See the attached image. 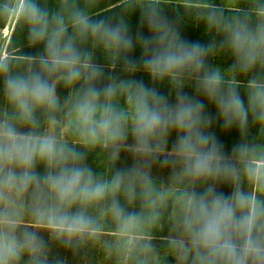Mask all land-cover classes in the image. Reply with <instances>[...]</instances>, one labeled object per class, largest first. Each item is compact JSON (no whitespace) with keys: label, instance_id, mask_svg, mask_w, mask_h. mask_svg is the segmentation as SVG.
<instances>
[{"label":"clouds","instance_id":"9594fccd","mask_svg":"<svg viewBox=\"0 0 264 264\" xmlns=\"http://www.w3.org/2000/svg\"><path fill=\"white\" fill-rule=\"evenodd\" d=\"M95 2L0 0V21L41 49L13 39L0 51V264H63L54 246L116 264H264V142L246 141L250 122L264 138V0H129L147 36L130 33L128 14H94ZM167 6L213 38L183 39ZM221 53L227 70L209 63ZM205 100L241 135L230 154ZM122 152L130 167L116 166Z\"/></svg>","mask_w":264,"mask_h":264},{"label":"trees","instance_id":"16d2710c","mask_svg":"<svg viewBox=\"0 0 264 264\" xmlns=\"http://www.w3.org/2000/svg\"><path fill=\"white\" fill-rule=\"evenodd\" d=\"M81 2H85V0H81ZM129 2V0H96L94 4L90 7V11L93 12L96 15H102V16H112L117 17L119 14H128V23L130 28V33L135 36L138 32L142 33L143 35L147 36L148 31L147 28L142 26L140 24V13L139 11L131 12V9L126 8L125 5ZM215 3L219 4L221 3V0H214ZM130 13V14H129ZM164 15L167 17V19L175 23L179 26V30L181 33V36L183 39L190 41V42H199L201 44H207L209 43L210 39L213 37L206 36L204 33V27L202 23H198L194 19L186 16L183 12V9L173 7V6H167L164 9ZM8 31V33H7ZM17 32V24L15 21H12L10 23H4L3 21H0V51L3 52V48L6 47V50L3 52V54L8 55V47L9 43L15 39L18 44H20L22 51L25 54H35L41 49L39 48H29L26 41L23 40V38L17 34V36H13V33ZM217 42L219 41V38H215ZM21 48H17L16 51H20ZM141 55V51L139 48H136L131 53V57L133 59H139ZM96 62L97 63H104L102 54L97 51L96 54ZM209 63L213 66H219L223 70H227L231 63L232 59L231 57L226 53H221L214 59L210 60ZM107 71L105 75L107 76ZM116 75H120V70L117 68L116 72L114 73ZM137 80H143L146 85L151 86V82L149 78L142 72L138 71L134 77ZM240 79H246L244 77H240ZM158 90L160 93H162L165 96H169V88L166 84L160 85L158 87ZM184 91L192 96L194 95V91L192 87H187L184 89ZM58 95H60L61 99L64 98L66 95L65 90L60 87L57 89ZM200 99H204L202 96L199 97ZM174 102V96L170 97V103ZM205 112L207 115H209L212 120V126L210 128V131L213 132L219 142L223 145L225 154H230L233 147L241 142V135L237 128L233 127L232 129L225 130L221 122L216 117V109L213 105L209 104L205 100ZM175 140V134L170 136L168 148L169 150L172 147V144ZM246 141L248 143H260L264 142V138L260 136V133L258 131V127L254 126L249 123L248 127V134L246 136ZM87 163L89 166L93 167L96 170H100L99 161L94 155H90L88 157ZM132 163L131 157L128 153L122 152L120 160L117 162L118 168H127L130 167ZM153 175L156 176L158 179L166 181L169 175V171L167 169L161 170L160 167H155L153 169ZM220 191H222L225 195L230 194L231 189L227 186H223L220 188ZM168 228L165 226L161 231L155 233L156 240L154 243L159 248L161 254H163L164 250L167 247L166 238L168 236ZM50 260L56 261L60 260L63 261V264H116V261L112 257L102 256L100 253L92 251H81L79 253H74L71 249H64L63 247H56L54 246L51 250V254L49 257ZM167 264H174L171 258H168Z\"/></svg>","mask_w":264,"mask_h":264},{"label":"crops","instance_id":"0c3cea01","mask_svg":"<svg viewBox=\"0 0 264 264\" xmlns=\"http://www.w3.org/2000/svg\"><path fill=\"white\" fill-rule=\"evenodd\" d=\"M6 50V47L5 48H3V52ZM4 55H6V54H4Z\"/></svg>","mask_w":264,"mask_h":264},{"label":"rangeland","instance_id":"374dc122","mask_svg":"<svg viewBox=\"0 0 264 264\" xmlns=\"http://www.w3.org/2000/svg\"><path fill=\"white\" fill-rule=\"evenodd\" d=\"M7 33H8V31H7Z\"/></svg>","mask_w":264,"mask_h":264}]
</instances>
